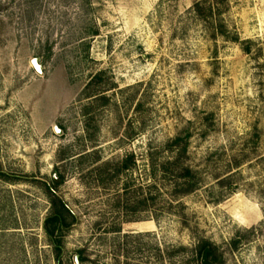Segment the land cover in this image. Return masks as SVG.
<instances>
[{
	"label": "rangeland",
	"instance_id": "obj_1",
	"mask_svg": "<svg viewBox=\"0 0 264 264\" xmlns=\"http://www.w3.org/2000/svg\"><path fill=\"white\" fill-rule=\"evenodd\" d=\"M197 1L0 0V264H185L200 239L264 264V0H229L215 38ZM187 136L180 196L152 163Z\"/></svg>",
	"mask_w": 264,
	"mask_h": 264
},
{
	"label": "trees",
	"instance_id": "obj_2",
	"mask_svg": "<svg viewBox=\"0 0 264 264\" xmlns=\"http://www.w3.org/2000/svg\"><path fill=\"white\" fill-rule=\"evenodd\" d=\"M228 3L229 0L197 1L191 8L190 13H192V15L202 23L205 30L211 33V36L215 38L218 34L217 32H219L217 28L215 29V26L219 24V27H225L224 23L221 22V17L225 12ZM221 34L225 36L226 33L225 31H221ZM235 40H237V38ZM101 75L102 73L97 74L94 79L99 78ZM103 94V92L99 93L95 96L96 98L94 100H107V97ZM188 140V136L186 138L178 137L171 143L169 148L171 152L175 151V157L172 160L160 164L152 163V176L157 179V176L161 175L163 179L174 181V190L176 194L180 196L190 195L196 192L200 187L198 173L185 164L188 154ZM108 164L109 163H106L105 166H108ZM135 164L136 159L134 155L127 157L120 167L116 168L114 176L118 177L122 173L128 172ZM156 184L155 180L151 187H155ZM53 208L54 209L45 221L44 229L46 234L52 240V243L55 244V233L58 231H66L70 228L71 223H69L70 211L63 200L56 198V200L53 201ZM115 230L116 229H112L113 233L118 232ZM233 245L236 247L237 242L233 243ZM180 250L190 252L191 254L185 264H224L225 254L206 239L198 240L190 251L185 247H181ZM168 251L166 252L168 258L175 257L177 252ZM159 253L161 254L160 249ZM86 260V257L81 255L80 262L84 263Z\"/></svg>",
	"mask_w": 264,
	"mask_h": 264
},
{
	"label": "water",
	"instance_id": "obj_3",
	"mask_svg": "<svg viewBox=\"0 0 264 264\" xmlns=\"http://www.w3.org/2000/svg\"><path fill=\"white\" fill-rule=\"evenodd\" d=\"M32 65L39 75H43V66L41 65V59L40 58L34 59L32 61ZM57 132L60 134L58 129H57ZM76 262L79 264V257H77Z\"/></svg>",
	"mask_w": 264,
	"mask_h": 264
},
{
	"label": "bare ground",
	"instance_id": "obj_4",
	"mask_svg": "<svg viewBox=\"0 0 264 264\" xmlns=\"http://www.w3.org/2000/svg\"><path fill=\"white\" fill-rule=\"evenodd\" d=\"M243 222H246L244 219L242 220Z\"/></svg>",
	"mask_w": 264,
	"mask_h": 264
}]
</instances>
